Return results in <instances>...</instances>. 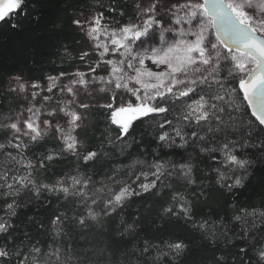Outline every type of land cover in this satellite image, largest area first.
Returning a JSON list of instances; mask_svg holds the SVG:
<instances>
[{"label": "snow or ice", "instance_id": "6c2138e0", "mask_svg": "<svg viewBox=\"0 0 264 264\" xmlns=\"http://www.w3.org/2000/svg\"><path fill=\"white\" fill-rule=\"evenodd\" d=\"M62 3L60 67L0 69V264H196L195 240L201 264H264V194L226 198L264 174V0ZM21 15L26 0H0V25Z\"/></svg>", "mask_w": 264, "mask_h": 264}, {"label": "trees", "instance_id": "16d2710c", "mask_svg": "<svg viewBox=\"0 0 264 264\" xmlns=\"http://www.w3.org/2000/svg\"><path fill=\"white\" fill-rule=\"evenodd\" d=\"M107 3V0H104ZM66 5L62 3V0H26V11L28 13L27 17L21 15L19 23L21 24L22 30L12 31L7 25H0V69L8 70H23L26 78L40 79L47 72L53 71L54 68L60 67V65H53L48 61L54 59L48 54L53 50L51 47L52 40L48 32V27L50 22L57 17L61 19H66L65 9ZM39 11L41 13V20L37 23L32 20L31 17L34 13ZM69 29L66 27L65 29ZM29 53H36V58L40 61L39 63H33L32 59H26L25 57ZM5 103V110L7 108V102ZM101 128H103V117L99 118ZM142 126H138L139 135L142 132ZM99 133H97V136ZM121 160L123 157L120 158ZM151 160V157H148ZM74 162L69 159L63 162L56 163L53 168L47 173L52 179L56 178L55 174H63L68 172L69 165ZM131 161H124V164H129ZM121 179L125 177L121 175ZM97 180H102V176L96 177ZM207 183V181H205ZM99 186V185H97ZM264 194V174L257 172V176L253 178L251 183L243 189H237L233 192L231 196L226 198L231 202L244 203H254L259 204L261 195ZM213 198H223L219 197V194H213ZM139 201L134 202L130 208L126 209V212L135 213L136 208L139 206ZM58 205L53 199L52 206L50 208H41L39 215L47 216L53 209ZM119 224V218H114L109 225L106 226L105 231H110ZM173 235V238H183L188 241H193L194 237L190 234L188 228L184 225L183 221H172L165 229ZM96 229H92V233L87 237V240L92 241L95 237V243L102 246L103 239L101 236H96ZM77 242L80 244L85 243V239L77 238ZM199 241L195 240L193 244L194 252L193 257L196 264H201V258L206 255H211L210 253H205L199 250L197 247ZM192 264V261H189Z\"/></svg>", "mask_w": 264, "mask_h": 264}]
</instances>
